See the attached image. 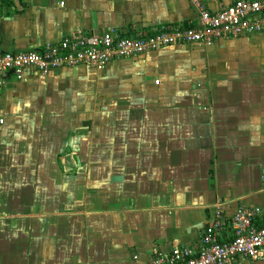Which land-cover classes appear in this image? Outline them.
<instances>
[{"label":"crops","instance_id":"1","mask_svg":"<svg viewBox=\"0 0 264 264\" xmlns=\"http://www.w3.org/2000/svg\"><path fill=\"white\" fill-rule=\"evenodd\" d=\"M195 19L188 0H3L0 52ZM0 120V264H147L199 248L216 205L264 212V35L27 71Z\"/></svg>","mask_w":264,"mask_h":264},{"label":"built area","instance_id":"2","mask_svg":"<svg viewBox=\"0 0 264 264\" xmlns=\"http://www.w3.org/2000/svg\"><path fill=\"white\" fill-rule=\"evenodd\" d=\"M3 0H0V5ZM8 1V0H6ZM196 12L194 24L159 25L124 35L114 29L87 37L64 38L37 49L0 52V88L13 77L21 81L27 71L41 75L83 65L96 71L113 60L130 59L171 46H210L219 40L264 35V0H235L217 11L206 9L202 0H188ZM1 123V120H0ZM264 212L259 207H237L226 219L216 205L204 226L199 248L173 247L156 254L147 264H236V259L264 258ZM227 221L229 239L221 232Z\"/></svg>","mask_w":264,"mask_h":264},{"label":"water","instance_id":"3","mask_svg":"<svg viewBox=\"0 0 264 264\" xmlns=\"http://www.w3.org/2000/svg\"><path fill=\"white\" fill-rule=\"evenodd\" d=\"M116 180H119V177H113V178H111V181H116Z\"/></svg>","mask_w":264,"mask_h":264}]
</instances>
